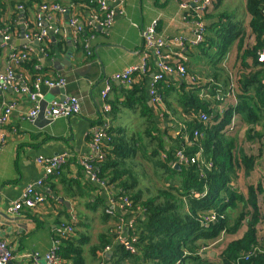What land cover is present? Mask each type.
Here are the masks:
<instances>
[{
    "label": "crops",
    "instance_id": "obj_1",
    "mask_svg": "<svg viewBox=\"0 0 264 264\" xmlns=\"http://www.w3.org/2000/svg\"><path fill=\"white\" fill-rule=\"evenodd\" d=\"M10 1L16 2L14 7H10ZM192 1L120 0L117 5L113 0H104L115 13L109 27H102L98 21L89 19L91 13L102 17L98 0H0V27H7L10 34L6 42L0 38V74L11 64L10 54H24L25 57L12 67L18 81L28 89H33V80L38 75L51 79L60 76L66 80L64 92L41 85L40 91L44 97L38 101L39 106L42 101H45L46 106L50 100L66 94L76 95L81 100L80 113L38 126L26 118L34 106L27 93L10 88L0 90V108L5 104L13 105L3 125L6 137L0 154V238L8 244L14 256L8 264H45V255L51 248L59 225L72 229L70 234L76 239L73 247L81 249L83 256L80 264H99L96 255L89 252V247L98 243L107 228L114 226L115 236L129 238V228L135 225V217L118 208L117 204L114 206L110 203L118 191L91 181L82 161L91 154L90 142L96 129L108 125L111 109L112 114L109 116L112 115L110 118L114 127H127L128 123L149 126L150 120L143 110V101L144 106L152 111L153 117L160 121L158 127L161 133L177 134L178 129L174 124L176 119L169 109H166L165 104H153L148 95L150 75L157 70L158 60L151 51L146 60L148 74L135 77L133 86L111 77L141 60L143 40L140 31L153 21L156 22L155 35L159 38H194L196 20L190 13ZM182 2L191 5L185 9L180 6ZM216 2L217 12L220 15L224 13L219 15L221 24L229 17L233 23L242 26V30L248 31L249 14L245 9V0H214L207 10L216 12V7L212 6ZM221 2H225V10L229 9L228 16L220 7ZM234 2L237 4L234 5ZM50 3L58 4L64 12L48 13L39 9L40 5ZM19 4H23V7ZM39 13L43 14L44 24L55 28L49 30V35L42 41L27 40L24 34L35 30ZM73 17L84 29L77 37H74L69 25V19ZM204 19L206 27L212 21L219 20L216 16ZM84 32L87 35L85 37L82 36ZM87 37L90 38L88 46L85 44ZM238 40L232 41L229 51L224 54L228 68L234 66L230 61ZM48 42L54 44L49 52L51 56L44 49ZM199 50L192 47L185 49L181 55L188 61V67L199 68L196 71L201 72L199 63L205 62L206 67H209V58L206 60L207 53ZM170 51L180 52L175 48H170ZM205 51L210 53L213 50L207 48ZM165 78V82L172 85L177 83L173 75ZM164 88L158 85V91L169 98ZM101 91H106L104 99ZM128 100L133 107L123 105ZM173 105L176 106L174 102ZM104 106L109 110H102ZM233 117L236 115L233 114ZM226 129L229 133L234 132L231 130L232 125H227ZM53 157H63L64 163L58 167V174L53 172L47 175L38 160ZM147 164L150 165V159H147ZM39 180L41 186L37 190L43 194L44 202L34 208L23 206L13 212L11 207L20 198L24 187ZM108 208H112V214L105 215ZM261 225L264 226V223L258 227ZM116 246L113 243L112 251L107 252L105 260L110 259L111 255L109 258L107 255L112 254ZM59 257L61 264L68 262V256Z\"/></svg>",
    "mask_w": 264,
    "mask_h": 264
},
{
    "label": "trees",
    "instance_id": "obj_2",
    "mask_svg": "<svg viewBox=\"0 0 264 264\" xmlns=\"http://www.w3.org/2000/svg\"><path fill=\"white\" fill-rule=\"evenodd\" d=\"M10 2V7L16 3ZM217 3L212 6L216 7ZM245 9L249 14L248 31L242 30V26L229 17L221 24L220 16L224 13L220 15L217 7L216 12L205 11L203 21L206 17L219 18L205 26L204 41L195 46L207 53L209 67L205 62L199 63L201 72H198L199 68L186 66L187 82L176 86L161 84L169 96L165 98L159 91L163 105L176 119V135L159 131L160 121L153 117L143 101L150 125L145 124L138 134L129 136L126 126L114 127L112 115L109 116L112 109L108 113V125L103 127L106 132L101 145L103 153L92 161V171L104 186L118 191L114 201L128 199L129 206L123 210L136 215L128 236L136 251L129 252L117 245L110 259L105 260L103 249L115 238L116 227H109L98 243L89 247L98 262L209 264L198 251L222 236L219 252L215 251L221 264H264V230L262 225L258 227L264 223V210L261 209L264 178H260L262 183L256 180L245 184L243 191L237 185L240 176H251L259 160L264 159L263 147L259 145L264 132V62L257 60V51L264 46V0H245ZM82 36L87 35L84 32ZM237 38L230 61L234 66L228 68L223 56ZM53 45L51 42L44 45L47 55ZM207 48L213 51H205ZM222 75H226L227 80H221ZM197 77L220 85L222 99L229 93L231 101L219 106L223 100L216 98L218 93L214 87H210L212 91L206 96L200 94L196 89ZM172 102L176 106H172ZM131 104L130 100L123 102L127 107H133ZM201 113L206 115V122L199 119ZM233 114L240 119H235L231 130L235 133L247 128L240 134L248 144L245 149L236 145L235 138L226 129ZM177 150H182L187 158H194L199 151V157L194 162L175 163ZM147 159L150 165H146ZM106 211L105 215L112 214ZM210 214H215L214 221L204 220ZM73 236L70 233L55 235L60 241L57 254L68 256L66 264L83 262L81 249L73 247L76 242Z\"/></svg>",
    "mask_w": 264,
    "mask_h": 264
},
{
    "label": "built area",
    "instance_id": "obj_3",
    "mask_svg": "<svg viewBox=\"0 0 264 264\" xmlns=\"http://www.w3.org/2000/svg\"><path fill=\"white\" fill-rule=\"evenodd\" d=\"M117 3V5L120 3V0H113ZM192 8L190 9V13L196 22L194 23V38L187 39L185 37L177 36L169 38L168 40L159 38L157 35H155V27L156 22L153 21L148 26L141 29L140 34L143 40V50H142V57L141 60L135 64L130 65L123 69L122 71L113 74L111 79L120 81L121 83L125 85H130L134 80L135 77H141L148 74V64H147V56L149 55V51L153 53L155 57H157V63L156 67L157 70L155 73L150 75L151 79V86L148 90V95L150 97V100L153 104H162L163 100L162 97L158 91V85L165 84L170 85V82H165L167 75H173L174 79H177V83L175 85H179L182 82H187V72H186V66H187V60L181 55V52H184L185 49H189L192 47H195L202 43L204 41V35L206 32L205 23L202 20V17L207 11V8L209 4L211 3V0H193L192 2ZM191 3H180V6L182 8H188ZM98 7L99 11L102 15V17H99L96 13H91L90 18L92 20L98 21L102 27H109L111 24L112 18L114 16V9L110 8L104 0H98ZM40 10L53 13V12H59L63 13L64 9L61 8L56 3H50V4H42L39 7ZM188 12V11H187ZM187 14L185 16L187 17ZM43 14H38L36 21H35V30H32L29 34H24V37L27 40H36V41H42L49 35V30L54 29L55 26L50 27L47 24H44L42 20ZM69 25L72 29V34L74 37H77L81 34V32L84 30L82 26H80L77 22L76 18H70L69 19ZM93 35H90L92 37ZM0 38L3 41H8L10 39V34L7 27H0ZM89 37L85 39V44L89 45ZM170 48H175V50H179L180 52L176 51H170ZM21 52L20 54H22ZM11 64L8 66L7 70L4 73L0 74V90H6V89H13L14 91H20L25 92L29 96L30 100L34 103L33 108L28 112L26 115L27 120L34 121L38 115L39 112V105L38 101L43 99V93L40 91L41 85H46L49 88H64L66 85V80L64 77H56V78H47L42 75H38L33 80V89H28L26 86L22 85L16 76V73L12 67L13 64L17 63L19 59H23L25 57L24 54L17 55V54H10ZM174 57V58H173ZM177 58L179 60H177ZM257 60L262 63L264 62V46L257 51ZM197 85L196 89L199 90V93L206 96V94H209L212 89L210 87H214L215 91L218 93L216 95V98L223 100L222 104H219V106H224L226 103L230 102L232 98H229V93H227V96H225V99H222L224 94L220 91V85L216 84L215 82L211 83L208 82L205 79H202L200 77L196 78ZM209 88H208V87ZM101 97L104 99L106 97V91H101ZM13 108L12 104H5L2 108H0V154L3 148V144L5 142V132L3 130V125L8 120V117L10 115L11 109ZM105 109V111H108L109 109L107 106L102 107V110ZM81 111V100L76 95H63L59 98H54L50 100L46 106L43 109L44 117L51 122L58 118H67L70 115H76L80 113ZM199 119L201 121H206L207 117L204 113L200 114ZM194 135H197V132H194ZM106 139V132L104 128L100 127L97 128L92 140L90 142V149L91 154L89 157H87L85 160L82 161V165L84 167V170L88 175L90 176L91 181L96 182L100 185H103L102 181H99L93 171H92V161L100 158L102 156V149L101 145ZM164 158V155H161ZM199 157V152H197L194 156V158H187V156L184 154L182 150H177L175 152V163H181V162H194L195 159ZM38 163L42 164L45 170V173L49 175L50 173L58 174L61 163H64L63 157H53V158H46V159H39ZM210 164H207L206 166H209ZM46 175V176H47ZM41 186V180L37 181L36 183H29L27 184L21 195L20 198L15 201L11 207V210L13 212H17L21 207H29L34 208L38 205H40L42 202H44L45 198L43 194H41L37 188ZM110 203L114 206H117L121 210L124 209V207L129 206V201L127 198H122L119 202L114 201V198L111 199ZM117 204V205H116ZM112 211V208H108L106 212L110 213ZM129 212V211H127ZM130 213V212H129ZM133 217H136V215H133ZM215 214H210L209 217H206L204 220L206 221H214ZM125 224V221H124ZM123 224V225H124ZM55 232L57 235H64L72 233V229L70 227H64L59 225ZM113 243L116 245H121L126 251L129 252H135V246L133 244V240H130L129 238L125 237H117L115 236ZM112 244L106 245L103 249V256L107 254L108 251H112ZM60 245L59 237H54V240L52 242L51 248L45 255V264H60L61 259L59 255L57 254L58 247ZM205 249V248H203ZM201 249V250H203ZM30 256V255H25ZM13 253L8 244L0 238V264H8L13 259ZM99 264H105L104 261H100Z\"/></svg>",
    "mask_w": 264,
    "mask_h": 264
},
{
    "label": "rangeland",
    "instance_id": "obj_4",
    "mask_svg": "<svg viewBox=\"0 0 264 264\" xmlns=\"http://www.w3.org/2000/svg\"><path fill=\"white\" fill-rule=\"evenodd\" d=\"M237 4V2H234V5H236ZM224 6H225V2H221V8L224 10V11H226V13L228 14V11H229V9H227V10H225V8H224ZM243 21H244V18H243ZM225 58H226V55L225 56H223V60H225ZM228 73L231 75V77H232V74L228 71ZM220 79L221 80H227V76L226 75H222V78L220 77ZM232 79V78H231ZM231 82H233V81H231V80H229V83H231ZM235 119H240V116H236V117H233L231 120H230V123L228 124V126H231V125H233L234 124V120ZM263 127V126H262ZM260 128V129H262L263 130V128ZM142 128H143V126L142 125H140V124H138V123H128L127 124V127H126V130H127V134L129 135V136H131V135H135V134H138L139 132H141L142 131ZM250 128V127H249ZM247 128H244V129H242V128H240V129H238L235 133L233 132V133H231V135L230 136H233L234 138H235V141H236V145H240V147L241 148H246L247 147V142H245L241 137H240V134H242V132H243V130H246ZM262 133H263V135H262V139H261V141L259 142V145L261 146V147H263V150H264V132L262 131ZM235 152H236V149H235ZM146 168H148V166H146ZM260 174V175H259ZM141 175V174H140ZM259 175V176H258ZM263 176V178H264V159L262 158V159H260L259 160V165H257V168H256V170L253 172V174H252V176H250V177H248V178H243L242 176H240L239 178H238V180H237V185H238V187L243 191L244 190V185L245 184H247V183H251V182H254V181H256V180H259L261 183H262V181H261V177ZM140 180H142V178H141V176H140ZM262 185H264V180H263V184ZM261 209L262 210H264V206H261ZM262 228H263V230H264V226H262ZM263 234H264V231H263ZM223 240H224V238H222V236L221 237H219L218 239H217V241L215 242V243H210L209 241H208V243H210V244H207L206 246H203L201 249H203V248H205V249H203V250H199L198 251V253H200V256H201V253H204V257H206V258H208L207 259V262L209 263V264H221V259H220V256H218V253H216V252H219V249H220V245H221V243L223 242ZM210 251H216L215 252V254H214V256H210L209 255V253H210ZM212 257V258H211Z\"/></svg>",
    "mask_w": 264,
    "mask_h": 264
},
{
    "label": "water",
    "instance_id": "obj_5",
    "mask_svg": "<svg viewBox=\"0 0 264 264\" xmlns=\"http://www.w3.org/2000/svg\"><path fill=\"white\" fill-rule=\"evenodd\" d=\"M54 38H52L53 40ZM55 89H59L60 91L64 92V89L63 88H56L54 87ZM45 107V101H42V104L41 106H39V112H38V115L36 117V119L33 121L35 125H38V126H43V125H46L48 123H50L51 121L46 119L44 117V113H43V109ZM174 168H178V166L175 164L174 165ZM215 254V252L213 251L212 253H209L210 256H213ZM111 254L107 255L108 258L110 257ZM201 257H204V253L201 254Z\"/></svg>",
    "mask_w": 264,
    "mask_h": 264
},
{
    "label": "clouds",
    "instance_id": "obj_6",
    "mask_svg": "<svg viewBox=\"0 0 264 264\" xmlns=\"http://www.w3.org/2000/svg\"><path fill=\"white\" fill-rule=\"evenodd\" d=\"M160 95H161V94H160ZM161 97H162V95H161ZM162 100H163V97H162ZM207 120H208V119H207ZM207 120H206V121H207ZM206 121H202V122H206ZM198 152H199V151H198ZM196 153H197V152H196ZM196 153H195V154H196ZM199 254H200V253H199Z\"/></svg>",
    "mask_w": 264,
    "mask_h": 264
}]
</instances>
